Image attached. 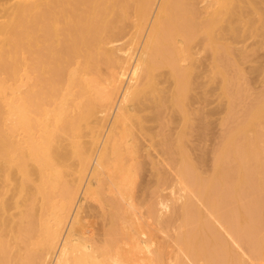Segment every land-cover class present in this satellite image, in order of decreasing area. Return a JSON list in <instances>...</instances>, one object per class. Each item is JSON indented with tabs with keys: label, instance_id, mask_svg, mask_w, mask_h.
<instances>
[{
	"label": "bare ground",
	"instance_id": "6f19581e",
	"mask_svg": "<svg viewBox=\"0 0 264 264\" xmlns=\"http://www.w3.org/2000/svg\"><path fill=\"white\" fill-rule=\"evenodd\" d=\"M259 1L0 0V264H264V78L245 103L250 90L240 63L249 54L226 42L264 25ZM197 37L211 54L204 79H219L226 101L208 173L185 148L190 117L202 126L215 111L191 107L212 94L209 86L201 99L191 97L207 86L194 89ZM121 39L126 46L116 45ZM146 102L153 110L146 117L156 113L160 121L157 146L174 178L150 158L165 175L151 192L159 201L151 194L154 204L142 213L149 229L167 233L163 239L173 230L174 248L161 237L156 244L157 233L143 228L136 211L138 158L141 151L150 157L157 137L140 115ZM167 110L180 116L171 134L163 132L175 122L172 114L161 117ZM89 175L93 184H84ZM82 192L84 202L108 207L100 240L83 223Z\"/></svg>",
	"mask_w": 264,
	"mask_h": 264
},
{
	"label": "rangeland",
	"instance_id": "374dc122",
	"mask_svg": "<svg viewBox=\"0 0 264 264\" xmlns=\"http://www.w3.org/2000/svg\"><path fill=\"white\" fill-rule=\"evenodd\" d=\"M256 2H257V5L259 6V4H260V1L258 0H255ZM261 5H262V3H261ZM261 5H260V7H261ZM200 7L201 6H203V4H201V5H199ZM260 22H257L256 23V26L257 27H259L258 28V30H257V33L256 34H249L250 35V37H249V35H248V33H246V32H243V30L241 29L240 30V33L239 32H236V34H237V36H235L236 34H229V35H227L226 37H228L229 38V40H228V38H227V43H229L232 47H234V48H239V47H241L240 49L241 50H244V52H247V55L249 54V56L246 58V60H244V61H242V63H240V68H241V70H242V72H244L243 73V75H245V78H244V80H245V82H247V83H243V85L242 86H244L245 88L246 87H249V90L250 91H248V95H247V98H246V101H245V103H249V101H247L248 100V98H249V100H253L254 98L253 97H256V95L255 94H257L258 95V93L262 90V78H264V46H262V44H264V39H262V38H264V37H262V36H264V35H262V34H264V27H262V26H264V25H262V24H259ZM259 25H262V26H259ZM260 27H262V28H260ZM130 28V29H129ZM132 27H131V25H129V27L127 28V31H126V33H125V37L127 38V37H130L129 35H131L132 33H133V31H131L132 29H131ZM129 31H130V33H129ZM126 34H129V35H127L126 36ZM259 34H261V37H260V35ZM240 36H242V37H240ZM124 37V38H125ZM240 37V39H237V38H239ZM246 38L247 39V41H246V39L245 40H243V38ZM200 38L201 37H197V38H195L194 39V41H193V46H195L194 48H193V52H195L196 50H197V56L195 57V58H198V60H199V62H200V64H198V67L196 68V69H194V71H193V76H192V79H193V81H195V85L194 86H196L197 87V85H199L200 84V82L201 83H206V85L207 86H205V88H203L202 90H200L201 89V86L202 87H204L203 86V84L200 86L199 85V87H200V89H198V87L197 88H194V89H198V91H199V93L201 92L202 93V91L203 90H205V92L203 91V93H206L207 91H211L212 92V94H207V95H209V97L206 95V96H204L203 98H202V100H200V101H203V100H205L206 102L205 103H203V102H200V103H193V105H191V107H194V108H192V109H198V110H202L203 112L204 111H207V112H205V114L206 113H208V112H213L214 110V116H213V114L211 115V116H209V117H207L206 118V120L208 119L209 121H210V123H209V127L207 126L208 125V120L207 121H205V122H207V124L204 122L203 124H202V126H201V122L199 123V121H195V120H197V117H194V116H192V117H190V118H192L193 119V121H191V122H193L192 123V125H193V129H192V131L188 134L189 135V137L187 136V140H189V141H187V140H185L186 142H185V148H187L186 150H187V152L188 153H190L191 154V158L193 159L194 158V160H198V158L199 159H201L202 160V167H201V170L203 169L204 171H206L207 173L208 172H210V169H211V164H212V151H213V149H215L216 148V144H218L219 143V140H220V137H221V135L223 134V127L221 126V121H222V119L225 117V108L224 107H226L225 105H226V101L224 100V98L220 95V80L219 79H216L215 81H217V83L216 82H209L208 84H207V81L208 80H206V79H208L206 76H208L209 74H206L205 72H207L208 73V70L210 69L209 67H210V63H211V54L209 53V51H207V50H203L202 48H204V45H203V43H200ZM259 38V39H258ZM129 39V38H128ZM230 39H232V41L230 42ZM237 39V40H236ZM242 40H243V42H242ZM237 41L240 43H237ZM122 42V43H121ZM126 42H127V40H126ZM260 42H262V43H260ZM119 43L121 44V45H123V46H126V44H125V39H121L120 40V42L118 41L117 42V44L116 45H119ZM128 43V42H127ZM234 43V44H233ZM254 43H255V45H254ZM257 43H258V45H257ZM237 46H236V45ZM250 44V45H249ZM248 45V46H247ZM140 46V45H139ZM139 46H135V47H133L132 46V51H133V53H134V55H135V53L136 52H134L135 50L137 51V50H139ZM257 46H258V48H257ZM260 46V47H259ZM247 47V48H246ZM262 47V48H261ZM250 48V49H249ZM258 50V51H257ZM259 50H260V52H259ZM257 51V52H256ZM200 52V53H199ZM251 53V54H250ZM252 55V56H251ZM250 57V58H249ZM251 59V60H250ZM258 59V60H257ZM205 60V61H204ZM256 63H255V62ZM132 62V61H131ZM202 62V63H201ZM261 64H260V63ZM209 63V64H208ZM251 63V64H250ZM197 64V63H196ZM203 64H204V66H205V68H204V66H203ZM243 64H245V65H243ZM257 66H256V65ZM258 64H259V66H258ZM253 65V66H252ZM209 66V67H208ZM250 66V67H249ZM200 67V68H199ZM253 67V68H252ZM257 67H258V69H257ZM103 68V70L105 71V69H104V67H102ZM203 68V69H202ZM260 68V69H259ZM199 69H201V73H199L200 71H198ZM249 69L251 70V71H249ZM244 70V71H243ZM246 70H248V71H246ZM202 71H204V72H202ZM254 71V72H253ZM164 72H166V71H162V73H164ZM246 72H247V74H246ZM250 72V73H249ZM200 74V75H199ZM203 74H206V79H204L205 77L203 76ZM202 75V77H201V79L199 78L200 76ZM161 76H164V75H161ZM167 76V75H166ZM166 76H164V78L163 77H160V79H159V81H162L161 80V78H163V79H166L165 77ZM197 76H198V81L196 80L197 79ZM210 76V75H209ZM250 78H249V77ZM256 76V77H255ZM257 76H258V79H257ZM252 78V79H251ZM256 78V79H255ZM251 79V80H250ZM254 79V80H253ZM167 80H168V82H169V79L167 78ZM200 80V81H199ZM202 80H206V82L205 81H203L202 82ZM260 80V81H259ZM163 81H165V80H163ZM243 81V80H242ZM250 81V82H249ZM255 81V82H254ZM197 82H199L198 84H197ZM218 82H219V84H218ZM166 84V86H167V83L166 82H162V84L160 83V86L161 87H163V84ZM214 84V85H213ZM217 84V85H216ZM205 85V84H204ZM216 85V86H215ZM246 85V86H245ZM209 86H210V89H208L207 90V88H209ZM219 86V87H218ZM253 86V87H252ZM165 87V86H164ZM214 88V89H213ZM219 88V89H218ZM252 88H253V90H252ZM194 89H193V91H191V94H193L195 91H194ZM246 89H248V88H246ZM260 89V91L258 92V90ZM207 90V91H206ZM198 91H197V93L195 92L191 97H194L193 99H195V100H193V101H196V99H198V97H199V99H201V93L200 94H198ZM256 91V92H255ZM214 93H216V94H214ZM254 93V94H253ZM195 94H197V95H195ZM213 94H214V96H213ZM196 96V97H195ZM203 96V95H202ZM217 96H218V100H217ZM205 97H208L207 99L205 98ZM205 98V99H204ZM210 98V99H209ZM192 99V98H191ZM221 100V101H220ZM251 100V101H252ZM218 101H220V102H218ZM250 101V102H251ZM147 103V106H148V108H145L144 110H143V112H145V113H141L140 115L141 116H143L144 114V116L146 117V116H148V117H150L149 115V113H151L153 110H151L150 108H149V106L151 107V105H149V103L148 102H146ZM211 103V104H210ZM225 103V104H224ZM195 104V105H194ZM196 104H197V106H196ZM201 104H202V106H201ZM205 104H207V107H206V105H205V107H204V105ZM210 105V106H209ZM220 105H222V106H220ZM222 107V108H221ZM224 109V110H223ZM151 110V111H150ZM237 110H240V109H237ZM168 111V110H167ZM166 111V113L165 112H163V114H162V116L161 117H163L164 116V114H168V116H170L172 113V111H168L167 112ZM224 111V112H223ZM156 112V111H155ZM170 112V113H169ZM173 113H175V112H173ZM216 113H217V115H216ZM143 114V115H142ZM152 115H153V112L151 113ZM170 114V115H169ZM151 115V116H152ZM156 113H154V116H152V120H153V118H154V121H152L151 119V121L149 120V118L148 117H146V122L148 121V123L145 125V126H148L149 128V130L151 129V132L153 133V131L155 132V133H153L152 135H155V136H157V137H155V138H153V144H154V147H152L149 151H150V153H151V155H150V153H149V155H150V157H147L146 156V153H143L142 151L140 152V158H138V163H139V165L141 166L143 163L145 164V166H139V168H138V171H137V176H136V180H137V190H135V193L137 194L136 196H137V201H139V202H136L137 203V207L138 208H140L139 210H137L136 209V211H137V213H138V211L141 213H139L138 215H140L141 217V220L139 219V216H138V219L140 220V223H142V225H144L145 224V220H147L146 219V215H143L144 213H142V212H144L146 209H148V207L147 206H149V205H152V204H154V202H157V201H159V199L160 198H158L157 196H154L155 195V193L154 194H152L151 192H153L155 189H156V191H157V184H158V180H159V178H161V176H162V174L163 175H165V173H166V175L167 174H171L172 175V173H171V171L173 170H171L169 167V165L166 163V161H164V162H162L163 160H165V157L164 156H161L162 154H161V151H160V149H159V147L157 146V144L159 143V141H160V139H159V134L157 135V133H158V131H161L160 130V127H158V123H160V121H158L157 120V122H155V120L158 118H156ZM173 116L172 117H175V119L173 120V124L172 123H170L171 125H169V128H166V129H164L163 130V132L164 133H170L169 132V130L170 131H172L171 129H174L173 131L174 132H176V131H178L177 129H175V125H176V127L178 126L177 124H179V121L178 120H180V116H179V114H177V113H175V114H172ZM112 116H113V114H112ZM112 116H110L109 115V118H108V120L105 122V127H104V134H103V136H105V133H106V131H107V128H106V126H108L109 125V122H110V120H111V117ZM168 116H166V117H164L163 119H168V118H170V117H168ZM177 116V117H176ZM178 116H179V118H178ZM195 118V120H194V118ZM178 118V119H177ZM177 121V122H176ZM204 121V120H203ZM215 122V123H214ZM199 123V124H198ZM155 127H154V126ZM173 125V126H172ZM194 125H195V129H194ZM159 126H160V124H159ZM206 127V130L204 131V129H205V127ZM174 127V128H173ZM210 127H211V129H210ZM106 128V129H105ZM171 128V129H170ZM203 128V129H202ZM211 130V131H210ZM171 132V133H174V132ZM201 131V132H200ZM222 131V132H221ZM160 133V132H159ZM170 133V134H171ZM206 133L208 134V135H206ZM141 136V142H144V143H146V145H148L149 144V140H148V138H147V136L146 135H144V137H142L143 135H140ZM146 137V138H145ZM102 138H104V137H102ZM146 140V141H144V139ZM161 138V137H160ZM143 139V140H142ZM101 142H102V139H101ZM218 142V143H217ZM143 143V144H144ZM196 147V148H195ZM199 149H198V148ZM193 150V151H192ZM148 151V152H149ZM158 151V152H157ZM204 151V152H203ZM205 151H206V153H205ZM211 151V152H210ZM153 152V153H152ZM202 152V153H201ZM155 153V154H154ZM144 154V155H143ZM189 154V155H190ZM205 154V155H204ZM159 155H160V157L161 158H159ZM154 157L155 158V160H157V162H158V160L160 161V163H157L160 167L161 166H163V165H160V164H164V167H162V168H166V169H163L162 170V168H160V167H158L157 166V168L156 169H154V168H152L151 167V164L149 163V161H150V158L151 157ZM193 156V157H192ZM151 158V159H154V158ZM147 158H149V159H147ZM162 158H164V159H162ZM154 160V161H155ZM162 160V161H161ZM156 162V161H155ZM169 166H167V165ZM165 166H167V167H165ZM143 167H144V170H143ZM148 167V168H147ZM151 170H150V169ZM94 169V165L92 164V166L90 167V170L92 171ZM139 169H142V171L140 170V172H139ZM149 170V171H148ZM158 170H159V172H158ZM163 172H165V173H161L162 171ZM165 170V171H164ZM166 170H167V172H166ZM171 170V171H170ZM169 171V172H168ZM152 172V173H151ZM153 172H154V174H153ZM156 172H158V173H160V174H158V176H156ZM140 173H142L141 174V176H140ZM173 173H174V171H173ZM170 175V177H172V178H174V175H172L171 176ZM153 176H155V177H153ZM140 177V178H139ZM139 178V179H138ZM92 179V180H91ZM88 180V181H87ZM94 181V179L89 175L87 178H86V183L84 182V184H91L92 182ZM153 183V184H152ZM156 183V184H155ZM93 184V183H92ZM144 184V185H143ZM142 185V186H141ZM84 187V186H83ZM93 187H95V186H93ZM135 187V188H136ZM146 187V188H145ZM134 188V189H135ZM149 188V189H148ZM153 188H154V190H153ZM139 191H140V193H139ZM156 191H154V192H156ZM105 193V194H104ZM143 193V194H142ZM149 193V194H148ZM165 193H166V196H168L169 195V193H167V190H166V192L164 191V192H162L161 193V196L162 197H165ZM107 194V195H106ZM142 194V195H141ZM148 194V195H147ZM154 196V199H155V197L157 198V201H156V199L154 200L153 199V197H152V195ZM103 195H104V197H103V199L105 198H108L107 196H109V194L106 192V191H103ZM106 195V196H105ZM141 195V196H140ZM144 195H146V196H144ZM81 196V197H80ZM80 196H79V200H78V203L79 204H77V206L79 205V208H81L82 206V208H81V214H82V216L84 217V225L86 226V227H88V229L89 230H91V232L95 235V236H93L94 238H95V240H96V238H97V240H100V239H102V237H101V235L103 236V233H104V231L108 228V225H109V220H106V219H108V214H107V209H108V207L106 206V204L105 203H103V206H105L104 208H103V206L101 205L102 203H98V202H96V201H93V200H90V199H88L87 200V202L85 201L84 202V200H83V192L80 194ZM144 196V197H143ZM149 196V197H148ZM142 197V198H141ZM139 199V200H138ZM145 199V200H144ZM153 199V201H151ZM144 200V201H143ZM148 201H150L151 202V204H150V202H148ZM91 202V203H90ZM93 202V203H92ZM95 202V203H94ZM145 202V203H144ZM147 202L149 203V205L147 204ZM82 203H84V204H82ZM89 203V205H87V204ZM97 203H98V205H97ZM144 203V204H143ZM180 203V202H179ZM179 203H177V204H179ZM86 204V205H85ZM140 204V205H139ZM147 205V206H146ZM86 206H93V208H96L95 210L92 208V207H87L86 208ZM100 206V207H99ZM102 206V207H101ZM142 206V207H141ZM146 207V209H145V207ZM144 207V208H143ZM143 209H145V210H143ZM97 210V211H96ZM106 210V211H105ZM89 211H91V212H93V213H91V212H89ZM84 212H86L84 215H83V213ZM87 212L89 213V215L87 216L86 214H87ZM101 212V213H100ZM109 212V211H108ZM145 213H147V211L145 212ZM91 215V216H90ZM106 217V218H104V216ZM165 215V217H169L170 216V214L169 213H167V214H164ZM86 216H87V218H89L88 220H87V218H86ZM100 217L101 219H102V221L100 220V218H98V217ZM79 217V216H78ZM91 217V218H90ZM95 217H96V219H95ZM164 216H163V218H165ZM79 219H80V217H79ZM78 219V220H79ZM92 219V220H91ZM87 220V221H86ZM148 221V220H147ZM86 222V223H85ZM144 222V223H143ZM100 225H99V224ZM104 224V225H102V224ZM146 223H148L149 224V221L148 222H146ZM88 225V226H87ZM146 225V224H145ZM94 226V227H93ZM147 225L146 226H144L143 228L144 229H146V230H151V229H149V228H151V225H149V227H147ZM104 228V229H103ZM152 229H154L153 228V226H152ZM97 232H95V231ZM155 230V231H154ZM153 231L151 230L150 232H153L152 234L154 235V232H155V236L157 237L156 238V240L159 238V239H161L162 241H160V242H162V243H160L158 240H157V242H156V244H163V243H171L170 245L174 248L175 246H173L172 245V243H173V239L171 238L172 236H171V234L173 235V233H171V232H173V230H171V232L169 231V233H168V236L167 237H164V238H166V239H168L169 238V235H170V238L172 239L171 241H169V239H168V242L167 241H165L166 239H163V235L164 236H166L167 235V233H166V235H165V233H159L158 234V230H156V228L154 229ZM157 235H159V236H157ZM161 237V238H160ZM96 240V241H97ZM164 240V241H163ZM169 243H168V245H169ZM171 246H170V248H171ZM172 248V249H173ZM235 248V247H234ZM245 258V261H246V259H248V257L247 256H245L244 257ZM250 261V259H248V263H250V264H252L251 262H249ZM247 262V261H246ZM247 263V264H248Z\"/></svg>",
	"mask_w": 264,
	"mask_h": 264
}]
</instances>
